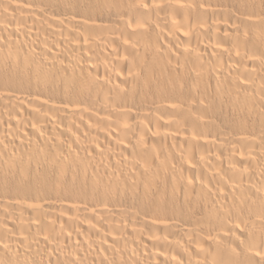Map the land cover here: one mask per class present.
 I'll return each instance as SVG.
<instances>
[{"label": "bare ground", "instance_id": "6f19581e", "mask_svg": "<svg viewBox=\"0 0 264 264\" xmlns=\"http://www.w3.org/2000/svg\"><path fill=\"white\" fill-rule=\"evenodd\" d=\"M0 264H264V0H0Z\"/></svg>", "mask_w": 264, "mask_h": 264}]
</instances>
